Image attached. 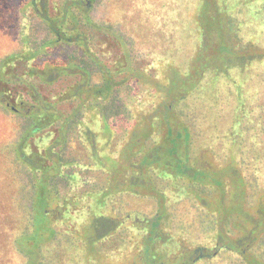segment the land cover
<instances>
[{
  "label": "trees",
  "instance_id": "obj_1",
  "mask_svg": "<svg viewBox=\"0 0 264 264\" xmlns=\"http://www.w3.org/2000/svg\"><path fill=\"white\" fill-rule=\"evenodd\" d=\"M17 9V47L0 55L16 126L0 145L4 264H194L214 242L220 264H264V0ZM235 211L248 227L233 243Z\"/></svg>",
  "mask_w": 264,
  "mask_h": 264
},
{
  "label": "rangeland",
  "instance_id": "obj_2",
  "mask_svg": "<svg viewBox=\"0 0 264 264\" xmlns=\"http://www.w3.org/2000/svg\"><path fill=\"white\" fill-rule=\"evenodd\" d=\"M23 0H0V55L7 50L17 47V34L14 33L18 29L21 13H27L23 10L20 12L18 10V3ZM50 1V0H49ZM112 6V5H108ZM109 9H107V12ZM23 15V14H22ZM33 37L35 34H32ZM37 35V34H36ZM40 37L39 35L35 36ZM16 128L13 116L6 114L4 111L0 110V145L4 144L7 139H10L14 135V129ZM0 154V264H4L5 259L9 256V250L6 242V231L3 229V219L10 210L11 201L10 193L7 187L8 178L6 177V162L7 154ZM260 179L264 185V169H262V174ZM103 262L99 259V262ZM100 262V263H101ZM108 263H113V260H107ZM102 264V263H101Z\"/></svg>",
  "mask_w": 264,
  "mask_h": 264
},
{
  "label": "flooded vegetation",
  "instance_id": "obj_3",
  "mask_svg": "<svg viewBox=\"0 0 264 264\" xmlns=\"http://www.w3.org/2000/svg\"><path fill=\"white\" fill-rule=\"evenodd\" d=\"M108 5H111V4L106 3V2H102L99 4V14H100L99 18L101 19L102 22H112L113 21L112 19H108V18L104 17V14L107 15V13H108L107 9H110V6L108 7ZM30 21L33 23L39 24L38 22H36V20L31 19ZM39 36L41 38L43 35H39ZM103 39H104L103 35H96L91 40V46L94 48V50L97 51L98 54L102 53L104 56ZM38 40H39V38H38ZM112 57H114V56L109 57L110 62H111L110 58H112ZM101 59L103 60V58H101ZM26 63L27 62H25L24 60L19 63V66H18L19 72L22 70V67ZM68 82H69L68 80H63V81L58 82L56 85L45 84L44 88L45 89H48V88L49 89H59L63 86H66L68 84ZM38 84H39V82H38ZM13 109H15V108L13 107ZM261 183H262V180H261ZM238 216H239L238 211L230 213L229 222H227V227H226L228 230V232L226 233L228 235L227 240L231 239V241L233 243H234V241L235 242L238 241V239H243L247 233L248 222L243 220V219H239ZM215 244H217V242H214L210 246L196 248V250L194 251V253L196 254V256L193 259L194 264H203V262H205V261H209L208 264H213V262L215 264H217V263L220 264V262H219L220 260L217 256L220 255L221 249H216ZM247 248H248V243L246 240H244V243H241V245L239 246L238 253H240V254L246 253ZM230 250L232 251L233 249H230ZM230 250H229V252H231ZM232 252L234 253V251H232ZM244 257L245 256H243V259H245V261H246V258H244ZM245 261L243 260L242 264H246ZM159 264H163V263L159 262Z\"/></svg>",
  "mask_w": 264,
  "mask_h": 264
}]
</instances>
